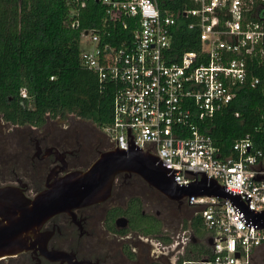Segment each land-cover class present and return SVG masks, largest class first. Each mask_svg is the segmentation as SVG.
I'll use <instances>...</instances> for the list:
<instances>
[{
	"label": "built area",
	"instance_id": "1",
	"mask_svg": "<svg viewBox=\"0 0 264 264\" xmlns=\"http://www.w3.org/2000/svg\"><path fill=\"white\" fill-rule=\"evenodd\" d=\"M97 1L105 15L99 26L82 31L88 47H80V62L114 88L112 121L102 128L113 147L127 148L130 127L142 152L180 169L174 170L176 183L195 180L184 169L204 171L238 192L246 205L245 194L250 196L249 208L264 209V137L255 141L246 134L222 155L203 131L247 82V59L264 54V0H194L196 7L177 12L161 11L158 0ZM180 13L194 18L188 27H198L200 49L177 56L170 50ZM110 25L123 30H109ZM258 82L255 77L248 84ZM183 199L212 240L198 264H252L253 250L264 243V227L244 224L227 198Z\"/></svg>",
	"mask_w": 264,
	"mask_h": 264
},
{
	"label": "flooded vegetation",
	"instance_id": "2",
	"mask_svg": "<svg viewBox=\"0 0 264 264\" xmlns=\"http://www.w3.org/2000/svg\"><path fill=\"white\" fill-rule=\"evenodd\" d=\"M19 96L31 106L25 87ZM17 102L18 95L0 92V187L31 198L55 177L86 170L115 150L103 129L73 114L66 122L47 112L35 123L13 121ZM191 208L139 173L121 170L107 197L52 215L39 230L44 244L1 256L0 264H198L207 242L203 223L193 228Z\"/></svg>",
	"mask_w": 264,
	"mask_h": 264
},
{
	"label": "trees",
	"instance_id": "3",
	"mask_svg": "<svg viewBox=\"0 0 264 264\" xmlns=\"http://www.w3.org/2000/svg\"><path fill=\"white\" fill-rule=\"evenodd\" d=\"M158 2L161 11L196 7L194 0ZM104 15L105 8L97 0H85L84 6L73 0H0V92L18 95L24 103L14 105L13 121L35 123L47 112L62 118L73 114L101 129L110 124L114 88L99 82L97 74L80 62L82 31L99 26ZM193 20L178 15L170 50L173 54L200 49L198 27H188ZM108 29L123 30L119 25ZM247 68V82L205 122L203 131L222 155L231 153L233 142L246 134L255 141L264 137V54L248 58ZM255 77L259 82L252 87L248 83ZM21 87L26 88L31 106H27V97L19 96ZM199 221L200 216L194 214V229ZM209 251L206 248L204 253Z\"/></svg>",
	"mask_w": 264,
	"mask_h": 264
},
{
	"label": "water",
	"instance_id": "4",
	"mask_svg": "<svg viewBox=\"0 0 264 264\" xmlns=\"http://www.w3.org/2000/svg\"><path fill=\"white\" fill-rule=\"evenodd\" d=\"M127 128V148L109 151L86 170H74L55 177L46 187L29 198L12 186L0 187V257L15 255L45 239L39 230L52 215L98 202L109 194L114 174L121 170L135 171L165 196L179 202L184 196L212 195L227 198L241 221L254 228L264 227V209L248 207L250 196L245 194L247 205L238 192L220 186L215 179L206 177L204 171L184 169L195 174L194 181L176 183L174 170L162 164L158 156L142 152L134 144ZM117 142V139H116ZM243 193V192H242ZM123 221L124 219L120 218ZM211 244L212 240L207 239Z\"/></svg>",
	"mask_w": 264,
	"mask_h": 264
},
{
	"label": "rangeland",
	"instance_id": "5",
	"mask_svg": "<svg viewBox=\"0 0 264 264\" xmlns=\"http://www.w3.org/2000/svg\"><path fill=\"white\" fill-rule=\"evenodd\" d=\"M80 47L81 48H86V47H88V45H87V43H86V41H85V39L84 38H81L80 39ZM66 117H68V116H66ZM65 117V118H66ZM65 118H62V121H65L66 122V120H65ZM81 121H78V123H80ZM77 123V124H78ZM86 124H88V125H91V126H95V127H97V129H98V126L96 125V124H94L92 121H90V120H88V122L86 123ZM78 125H80V124H78ZM194 211H195V208L194 207H192L191 208V216L192 215H194ZM188 233V232H187ZM204 233H205V235L208 233L205 229H204ZM252 264H264V245H262V246H260L258 249H256L255 250V254H254V258H253V262H252Z\"/></svg>",
	"mask_w": 264,
	"mask_h": 264
},
{
	"label": "crops",
	"instance_id": "6",
	"mask_svg": "<svg viewBox=\"0 0 264 264\" xmlns=\"http://www.w3.org/2000/svg\"><path fill=\"white\" fill-rule=\"evenodd\" d=\"M204 229H205V227H204ZM205 230L207 231V229H205ZM207 232H208V231H207ZM206 235H207V234H206ZM205 237H206V236H205ZM206 242H207V239H206ZM207 244H208V243H207ZM262 245H264V243H262L260 246H262ZM260 246H258L257 248H255V249L253 250V252H252V262H253V258H254L255 250L258 249ZM206 248L210 250V248L208 247V245H207ZM208 253H210V251H209Z\"/></svg>",
	"mask_w": 264,
	"mask_h": 264
}]
</instances>
